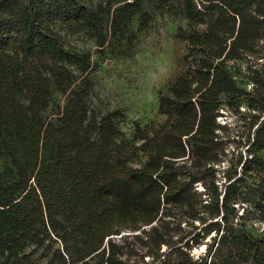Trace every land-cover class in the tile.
<instances>
[{"label":"trees","instance_id":"1","mask_svg":"<svg viewBox=\"0 0 264 264\" xmlns=\"http://www.w3.org/2000/svg\"><path fill=\"white\" fill-rule=\"evenodd\" d=\"M159 17L182 48L126 136L68 37L129 58ZM241 105L226 159L218 118ZM249 221H264V0H0V264H264Z\"/></svg>","mask_w":264,"mask_h":264},{"label":"rangeland","instance_id":"2","mask_svg":"<svg viewBox=\"0 0 264 264\" xmlns=\"http://www.w3.org/2000/svg\"><path fill=\"white\" fill-rule=\"evenodd\" d=\"M176 23L167 17L157 18L154 24L141 34L139 51L129 58L108 53L100 54L93 40L82 33L68 37L76 49L91 53L94 62L91 72L94 82L91 105L99 113L113 109L122 111L123 119L119 126L126 136L131 135L136 124L143 127L155 116L158 93L165 88L172 75L175 56L182 48V44L174 38ZM250 85L247 83L245 86L249 89ZM53 100L62 103L63 96L55 92ZM240 111L241 114L223 111V115L218 118L220 123H227L228 133L234 138L225 145L226 159L237 153L240 139L238 134L246 133L247 109L241 105ZM247 228L256 235H262L264 221H249ZM200 249L204 250V245L193 249L195 255L202 253Z\"/></svg>","mask_w":264,"mask_h":264},{"label":"snow or ice","instance_id":"3","mask_svg":"<svg viewBox=\"0 0 264 264\" xmlns=\"http://www.w3.org/2000/svg\"><path fill=\"white\" fill-rule=\"evenodd\" d=\"M200 251H203V249H200Z\"/></svg>","mask_w":264,"mask_h":264}]
</instances>
